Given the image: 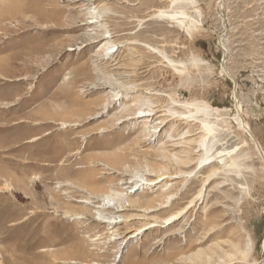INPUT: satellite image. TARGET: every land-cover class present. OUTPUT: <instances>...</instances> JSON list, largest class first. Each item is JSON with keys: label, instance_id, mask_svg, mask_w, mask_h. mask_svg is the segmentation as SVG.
Instances as JSON below:
<instances>
[{"label": "rangeland", "instance_id": "obj_1", "mask_svg": "<svg viewBox=\"0 0 264 264\" xmlns=\"http://www.w3.org/2000/svg\"><path fill=\"white\" fill-rule=\"evenodd\" d=\"M190 1L0 0V264L264 258V0Z\"/></svg>", "mask_w": 264, "mask_h": 264}, {"label": "bare ground", "instance_id": "obj_2", "mask_svg": "<svg viewBox=\"0 0 264 264\" xmlns=\"http://www.w3.org/2000/svg\"><path fill=\"white\" fill-rule=\"evenodd\" d=\"M177 2H188L189 4L190 3H192V1H190V0H172V4H175V3H177ZM18 6L19 5H16L15 4V2H14V7H13V10H16L17 8H18ZM27 8V10L28 11H31V12H34V13H38V15H39V13H41V11H43V8H42V6H41V3H35V5L34 6H30L29 8L28 7H26ZM1 11H3V10H1ZM55 12V11H54ZM4 13L5 12H0V14L2 15V16H4ZM45 13V12H44ZM41 16V15H40ZM39 16V17H40ZM49 16H50V14H49ZM45 17V16H44ZM44 17L43 18H41L40 17V19H38V22H45V21H47L46 20V18L44 19ZM4 17H1L0 19H3ZM50 18V17H49ZM153 19L154 18H157V19H160V20H166V21H170V20H172V21H174V22H176L177 24H179L181 27H183V28H186V26H185V20H186V17H185V15L183 14V13H180V14H178V15H175V14H170L169 12H166V11H159L157 14H154V16L152 17ZM86 19V23H85V25H94V24H97L98 22H100L101 20H100V15H97V12H94V11H89L88 13H87V17L85 18ZM96 33H99V31L98 32H96ZM106 34V33H105ZM104 34V35H105ZM101 35V34H100ZM99 35V36H100ZM99 36H97L96 34H94V35H89V36H87L86 37V40H88L89 42L91 41V43H98V42H100V41H102V40H105V39H109L110 38V36L109 35H105V36H102L100 39H98V37ZM144 47H145V49H147L150 53H152V54H159V51L158 50H156V49H154V48H151V47H149V46H147V45H143ZM114 47V45H112V46H109V43L108 42H105V43H102L100 46H99V52L101 53V54H103V55H105V56H108L109 55V53H115L116 51H117V48L115 49V50H112V51H109L111 48H113ZM70 49V48H69ZM113 55V54H112ZM109 56H111V55H109ZM107 57L108 59L110 58V57ZM104 58V57H103ZM165 61V60H164ZM167 62V64L170 66V67H172L173 66V64H172V62L171 61H169V60H166L165 61V63ZM117 65V63H114L113 64V66H116ZM104 69V68H103ZM113 70V69H112ZM225 74H226V72H225ZM227 75V74H226ZM113 76V75H112ZM228 76V75H227ZM128 80V79H127ZM128 81H130V80H128ZM108 83V85H105L104 86V88H106V87H112V89H114V88H118L119 90L121 89V87L119 86V87H116V85H114V83L113 82H110V81H106V83L105 84H107ZM132 83H134V82H132ZM131 83V84H132ZM128 84V83H127ZM113 86H114V88H113ZM118 86V85H117ZM125 89V88H124ZM121 90H123V89H121ZM119 92V91H118ZM123 92V91H122ZM61 95V94H60ZM62 97V96H61ZM64 97V96H63ZM68 97H70V96H68ZM68 100L70 99V98H67ZM114 99V98H113ZM60 100V99H59ZM75 102V101H74ZM73 102V103H74ZM70 103V102H69ZM66 105V104H65ZM152 110V109H151ZM236 110L237 111H240L239 110V106L238 105H236ZM137 111L138 112H140V117H141V115H146V113L147 112H144V110H142V109H137ZM149 112V111H148ZM151 112V111H150ZM155 112V111H154ZM157 112V111H156ZM152 113V112H151ZM30 115V114H29ZM138 115V116H139ZM136 116V115H135ZM62 117V116H61ZM71 117V116H70ZM124 117V116H123ZM72 118V117H71ZM120 119V118H119ZM118 120V119H117ZM235 121H236V124L238 125V127L240 128V130H242L243 132H245L247 135H249L252 139H253V136H252V134H251V132H250V128H249V126H248V124L245 122V121H243L242 120V118L239 116V114L237 113V116L235 117ZM68 122V121H67ZM59 125V124H58ZM60 125H62V128H64V127H67V124L65 123V122H61L60 123ZM69 126V125H68ZM256 143V147H257V150H258V152H259V155L261 156V158L264 160V152L261 150V148H260V146L258 145V143L257 142H255ZM68 148V143L67 144H64V145H60L59 146V151L62 153V152H64L66 149ZM112 168V167H111ZM67 186H69L68 184H67ZM123 198V197H122ZM115 199H116V202L117 203H119V206H117V207H121L120 206V200H121V196H119V195H115ZM125 199V198H124ZM113 200V199H112ZM79 202H81V203H83V204H86V205H89V203L88 202H84V201H79ZM112 203V202H111ZM116 205H118V204H116ZM97 208L99 209V210H102V211H115V212H117V211H123L124 210V208H114V206L113 205H111V204H109V202L107 203V201L105 202V203H103L102 202V204L101 205H99L98 204V206H97ZM184 211H185V209H184ZM99 212V211H98ZM183 213V212H182ZM105 214V213H104ZM179 212H178V216H179ZM176 215V214H175ZM175 215H173V216H171V218L172 217H174ZM95 220L96 221H98L99 223H105V224H107V225H110V226H112L113 224H115L116 223V221H107V220H105L104 219V216H102L101 215V212H99V215L95 218ZM114 234V233H113ZM115 239V238H114ZM111 241H113V240H111ZM110 241V242H111ZM79 242V241H78ZM13 249H14V247H13ZM21 250V249H20ZM262 250H263V252H264V240H263V243H262ZM15 252H19V250L18 249H16L15 251H14V256L16 257V258H18L19 260H21L22 262H26V263H31V264H49V261H48V258L50 257L47 253H45V254H36L35 255V253L34 254H31V256H29V257H26V256H24V255H22L21 253H16L15 254ZM42 253H43V251H42ZM81 256V255H80ZM90 256V255H89ZM96 256V255H95ZM77 257H79V256H77ZM82 257V256H81ZM11 258L9 257V260H10ZM17 259V260H18ZM16 259H13L12 261H17ZM11 261V262H12ZM18 262V261H17ZM263 262H264V260H260L259 262H258V264H263ZM19 263V262H18ZM3 264H10V263H5V262H3ZM12 264V263H11ZM14 264V263H13Z\"/></svg>", "mask_w": 264, "mask_h": 264}, {"label": "built area", "instance_id": "obj_3", "mask_svg": "<svg viewBox=\"0 0 264 264\" xmlns=\"http://www.w3.org/2000/svg\"><path fill=\"white\" fill-rule=\"evenodd\" d=\"M262 141H263V143H264V135H263V137H262ZM263 259H264V258H263ZM263 259H262V260H263Z\"/></svg>", "mask_w": 264, "mask_h": 264}, {"label": "water", "instance_id": "obj_4", "mask_svg": "<svg viewBox=\"0 0 264 264\" xmlns=\"http://www.w3.org/2000/svg\"><path fill=\"white\" fill-rule=\"evenodd\" d=\"M264 260V259H263Z\"/></svg>", "mask_w": 264, "mask_h": 264}]
</instances>
